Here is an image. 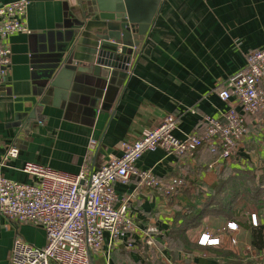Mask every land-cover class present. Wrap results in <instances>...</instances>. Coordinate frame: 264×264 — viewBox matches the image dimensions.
<instances>
[{
	"label": "crops",
	"instance_id": "crops-1",
	"mask_svg": "<svg viewBox=\"0 0 264 264\" xmlns=\"http://www.w3.org/2000/svg\"><path fill=\"white\" fill-rule=\"evenodd\" d=\"M15 1L0 0V6ZM27 2L28 33L7 40L11 66L0 86V176L20 183L35 181L22 172L26 163L77 174L90 138L98 142L90 160V167L97 169L120 156L123 142L144 137L167 117L177 122V138L199 134L204 116L221 119L231 105L219 100L218 91L244 68L250 51L264 48V0H129L151 27L135 49L127 78L120 73L111 85L76 76L63 80L58 96H47L56 60L67 49L68 26L95 0ZM246 130L227 160L210 155H217L211 147L193 158L156 150L145 154L137 167L165 182L176 176L191 178L193 170L208 165L198 173L205 187L216 181L219 170L225 178L253 173L264 188V117H247ZM11 148L18 155L3 164ZM114 191L116 206L127 205L134 231L129 240L112 244L105 235L91 264H264V252L247 250L248 233L240 230L246 244L236 252L222 240L219 248L175 253L166 236L181 200L142 187L136 178L116 184ZM205 222L206 232L212 231L209 224H222ZM150 227L159 234L148 239L145 230ZM197 231L190 242L196 243ZM15 239L45 245L42 229L0 215V264H9Z\"/></svg>",
	"mask_w": 264,
	"mask_h": 264
},
{
	"label": "built area",
	"instance_id": "built-area-1",
	"mask_svg": "<svg viewBox=\"0 0 264 264\" xmlns=\"http://www.w3.org/2000/svg\"><path fill=\"white\" fill-rule=\"evenodd\" d=\"M27 11V0L0 6V86L6 83L11 66L7 40L28 33ZM217 96L231 105L221 119L204 116L199 134L177 138V122L167 117L144 137L123 142L120 156L110 158L97 169L90 167V160L98 142L90 138L88 155L77 174L26 163L22 172L34 178V182L20 183L0 176V215L10 221L32 224L45 234L43 247L15 239L9 264H91L92 255L103 248L105 235L111 244L129 240L134 225L127 214V205L116 206V184L124 185L136 178L140 186L156 190L167 199L187 185L185 179L170 178L163 182L152 171L139 170L137 164L147 153L161 150L182 158L206 144L219 149L220 158L232 157L247 133V117H264V48L247 54L244 68L228 79ZM17 155L16 148L9 149L3 164ZM252 223H256L255 216ZM227 230L235 232L237 225L229 222ZM217 232L221 234L220 230ZM158 234L154 227L145 230L148 239ZM196 238L200 246L222 243L210 231H197ZM126 246L130 248L132 243L127 242ZM246 249L250 250L249 246Z\"/></svg>",
	"mask_w": 264,
	"mask_h": 264
},
{
	"label": "water",
	"instance_id": "water-1",
	"mask_svg": "<svg viewBox=\"0 0 264 264\" xmlns=\"http://www.w3.org/2000/svg\"><path fill=\"white\" fill-rule=\"evenodd\" d=\"M131 2V1H130ZM132 3V2H131ZM129 0H95L68 26L67 49L56 60V76L48 79L46 95L58 96L63 80L91 77L113 84L126 79L135 49L151 24L145 23Z\"/></svg>",
	"mask_w": 264,
	"mask_h": 264
},
{
	"label": "trees",
	"instance_id": "trees-1",
	"mask_svg": "<svg viewBox=\"0 0 264 264\" xmlns=\"http://www.w3.org/2000/svg\"><path fill=\"white\" fill-rule=\"evenodd\" d=\"M208 150V145L201 146L192 155H186L182 158L195 157L202 151ZM217 155L210 154L220 158V150L217 149ZM219 155V156H218ZM205 168H199L198 171H192L191 178L185 179L181 176L175 178L185 179L186 187L180 188L174 195L181 202L178 205V211L173 216V226L166 236L171 243L175 253L186 252L192 248L214 249L219 246H200L198 243H190L189 236L196 229L207 231L205 220L213 222L214 220L222 223L223 227L231 222L237 225L242 232L248 233V245L251 252H264V188L263 182L257 184L254 181V174L250 172H239L236 175L225 178L217 170V179L210 186L205 187L203 181L199 179V172L205 171ZM235 181V182H233ZM252 216H255L256 223H252ZM214 229L215 228H210ZM218 231V230H217ZM215 237H220V233L213 232ZM217 250V249H216ZM158 264H162L158 262Z\"/></svg>",
	"mask_w": 264,
	"mask_h": 264
},
{
	"label": "rangeland",
	"instance_id": "rangeland-1",
	"mask_svg": "<svg viewBox=\"0 0 264 264\" xmlns=\"http://www.w3.org/2000/svg\"><path fill=\"white\" fill-rule=\"evenodd\" d=\"M233 182H235V181H233ZM227 224H226L225 228H222L223 227L222 224L211 223V224H209V227L215 228V230L212 229V231H210V232L213 234V232L215 233V232H217V230H220V232H221L220 236L221 237H219V238H221L223 240V242L225 244L224 246H226L229 250L231 249L234 252H236L238 249L241 248V246L244 248V244H246V243H243L242 240H244L246 242V238H245L246 236L243 237V235H241L239 237V235H238V232H239L238 227H237V231H235V232L228 231L227 230ZM198 230L200 232H203L202 229H198ZM196 240H197V238H196ZM233 240H235L236 243H234ZM240 241H241V243H240ZM190 243H192V242H190Z\"/></svg>",
	"mask_w": 264,
	"mask_h": 264
}]
</instances>
